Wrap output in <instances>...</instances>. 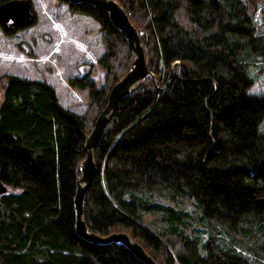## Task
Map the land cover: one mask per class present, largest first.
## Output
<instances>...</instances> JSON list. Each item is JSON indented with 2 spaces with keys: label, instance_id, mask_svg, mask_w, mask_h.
<instances>
[{
  "label": "trees",
  "instance_id": "trees-1",
  "mask_svg": "<svg viewBox=\"0 0 264 264\" xmlns=\"http://www.w3.org/2000/svg\"><path fill=\"white\" fill-rule=\"evenodd\" d=\"M60 1L100 24L104 83L91 64L68 77L88 93L77 112L47 80L0 77V264H146L123 244L75 230L85 141L133 54L107 11ZM118 1L141 32L155 81L148 76L120 101L94 151L88 226L129 231L162 264H264V93L248 91L264 33L249 4Z\"/></svg>",
  "mask_w": 264,
  "mask_h": 264
},
{
  "label": "rangeland",
  "instance_id": "rangeland-1",
  "mask_svg": "<svg viewBox=\"0 0 264 264\" xmlns=\"http://www.w3.org/2000/svg\"><path fill=\"white\" fill-rule=\"evenodd\" d=\"M245 1L249 4V10L253 15L256 32L263 34L264 0ZM32 4L37 12L35 23L14 32L6 30L0 24V77L14 74L48 81L56 72V77L67 80L69 76L90 69L91 64L93 65L91 77L96 81L97 86L102 85L105 70L97 62L98 56L105 50L100 24L89 15L69 12L66 3L60 0H32ZM63 33L68 37L70 35L76 38L72 40L79 45V49L72 45L73 42H62L59 47L63 50L61 48L51 50L52 46L63 39L61 38ZM79 40L85 41L92 47L90 50L96 58L93 59V53L84 48ZM67 53L70 54L66 55ZM87 53L89 57L86 56ZM257 68L259 69L254 67L252 69L259 73V78H255L254 83L249 87L248 91L251 94L264 93V62H258ZM58 78L51 81L57 84L63 103L77 112L83 111L89 100L87 90L70 84L69 87L60 86ZM1 98L2 86H0V101ZM260 130L264 131V119L260 124Z\"/></svg>",
  "mask_w": 264,
  "mask_h": 264
},
{
  "label": "water",
  "instance_id": "water-1",
  "mask_svg": "<svg viewBox=\"0 0 264 264\" xmlns=\"http://www.w3.org/2000/svg\"><path fill=\"white\" fill-rule=\"evenodd\" d=\"M71 3L90 2L108 12L111 22L119 29L133 54L129 69L111 87L108 100L98 115L93 128L85 141V158L80 163V175L77 180V189L74 196L75 230L87 241L98 244H123L146 264H162L136 240L127 230H116L108 234L94 232L85 219V197L93 183L98 167L94 159V151L102 138L104 131L113 118L120 101L136 90L143 81L150 76L155 81V74L149 68L145 46L139 28L133 23L130 14L118 0H68ZM31 0H9L0 4V24L7 25L6 30L24 28L35 23L37 16L33 10ZM179 65V60L173 63ZM170 78V77H169ZM169 78L167 83L169 82ZM167 83L162 86L165 88ZM7 191V186L0 179V195Z\"/></svg>",
  "mask_w": 264,
  "mask_h": 264
},
{
  "label": "crops",
  "instance_id": "crops-1",
  "mask_svg": "<svg viewBox=\"0 0 264 264\" xmlns=\"http://www.w3.org/2000/svg\"><path fill=\"white\" fill-rule=\"evenodd\" d=\"M54 30H56L55 28H54ZM57 31V30H56ZM57 38H60V37H57ZM56 38V39H57ZM61 38H63V39H61L60 41H59V43H57L54 47L52 46V49L51 50H53V49H55V50H57V49H59V48H61V47H59V45L61 46V44L60 43H62V42H66V43H68V42H70V43H72L73 41H75V40H72V39H76V38H74L73 36H70L69 35V37L68 36H66V33H63V37H61ZM80 41V44L82 45V46H84V48H86V49H89L90 50V47L91 46H89V44L88 43H86L85 41H83L82 42V40H79ZM72 45H75V46H77V48L79 49V45H77V43H74L73 42V44ZM82 46H80L81 48H83ZM83 48V49H84ZM92 48V47H91ZM77 49V50H78ZM61 50H63L62 48H61ZM85 50V49H84ZM91 51V50H90ZM92 52V51H91ZM93 53V52H92ZM91 53V54H92ZM70 53H67L66 55H69ZM64 55V54H63ZM93 56V59L94 58H96V56H94V53L92 54ZM86 56H88L89 57V54L87 53L86 54ZM18 76H20V75H18ZM22 77H24V76H22ZM58 77H56V72L54 73V77L53 78H51V80L53 81V80H55V79H57ZM38 79H40V78H38ZM59 79V84H60V86H67V87H69L68 86V82H67V80L64 78V79H62V78H58ZM51 80H48V82H50V83H52L53 85H54V87H55V89H56V91H57V95H58V98H59V100L61 101V103L64 105V106H66V107H68V108H70L71 109V107H69V106H67V105H65V103H63V98L61 99V96H60V93L58 92L59 91V89H58V86H57V84H55V82H52ZM74 110V109H73Z\"/></svg>",
  "mask_w": 264,
  "mask_h": 264
},
{
  "label": "flooded vegetation",
  "instance_id": "flooded-vegetation-1",
  "mask_svg": "<svg viewBox=\"0 0 264 264\" xmlns=\"http://www.w3.org/2000/svg\"><path fill=\"white\" fill-rule=\"evenodd\" d=\"M33 10H35V9H34V6H33ZM1 25H2V24H1ZM2 26H3V28H5V29H7V28H8V26H7V25H2ZM18 29H21V28H15L14 30H11V31H13V32H14V31H16V30H18Z\"/></svg>",
  "mask_w": 264,
  "mask_h": 264
}]
</instances>
